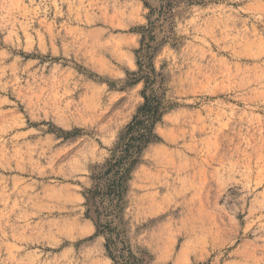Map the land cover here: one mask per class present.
Returning a JSON list of instances; mask_svg holds the SVG:
<instances>
[{
  "label": "rangeland",
  "instance_id": "374dc122",
  "mask_svg": "<svg viewBox=\"0 0 264 264\" xmlns=\"http://www.w3.org/2000/svg\"><path fill=\"white\" fill-rule=\"evenodd\" d=\"M150 20L169 107L120 226L144 264H264V0H0V264H111L84 193Z\"/></svg>",
  "mask_w": 264,
  "mask_h": 264
},
{
  "label": "trees",
  "instance_id": "16d2710c",
  "mask_svg": "<svg viewBox=\"0 0 264 264\" xmlns=\"http://www.w3.org/2000/svg\"><path fill=\"white\" fill-rule=\"evenodd\" d=\"M153 30L154 22L150 20L142 27L140 47L135 51L138 71L133 82L143 81V103L118 133L109 156L92 174V185L84 193L85 215L95 229L92 237L104 238L111 264H144V258L132 251L120 225L132 170L147 145L158 140L155 125L169 107L163 105L159 74L152 64L157 47Z\"/></svg>",
  "mask_w": 264,
  "mask_h": 264
}]
</instances>
